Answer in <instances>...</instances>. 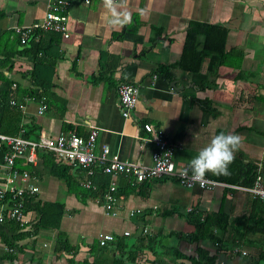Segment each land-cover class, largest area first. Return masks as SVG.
I'll list each match as a JSON object with an SVG mask.
<instances>
[{"label": "crops", "instance_id": "obj_1", "mask_svg": "<svg viewBox=\"0 0 264 264\" xmlns=\"http://www.w3.org/2000/svg\"><path fill=\"white\" fill-rule=\"evenodd\" d=\"M47 1L0 0V60L12 62L0 66V72L9 80V94L33 84L25 72L31 59L21 53L25 44L14 28L39 21ZM66 13L67 36L51 30L32 34L45 44L52 41L47 32L60 37L50 79L51 102L38 115L36 103L27 101L21 111L24 127L37 137L41 131L51 135L62 131L63 124L87 134L91 126L97 131L96 145L107 144L122 160L149 163L152 145L137 138L146 121L173 145L176 168L188 167L212 136L234 133L241 143L227 173L205 176L248 186L241 183L246 170L264 165V0H112L111 4L70 0ZM117 19L123 22L114 23ZM190 22L226 28L224 48L233 56L217 65L218 57L208 53L196 73L176 67L170 76L156 75L157 65L178 60ZM126 31L127 37H119ZM202 42L203 35L198 34L196 49ZM100 65L112 69L111 79L100 76ZM121 81L137 86L136 102L127 117L120 114L115 91ZM202 99L208 101L203 109L197 101ZM72 167L82 186L83 171ZM28 172L29 182L38 190L26 195L32 197L23 209L22 226L0 221V264H130L129 255H137L134 264H206L202 250L215 257V264H257L264 250L263 233L244 232L235 238V222L255 218L264 210L262 202L241 189L186 188L175 177L154 178L129 193H115L112 215L104 210L101 195H89L49 174L39 155ZM261 172L264 179V169ZM4 176L0 157V185ZM105 179L109 181V175L96 168L91 187L82 188L99 191ZM119 182L126 178H118ZM6 208L0 201V212ZM217 211L227 222L224 229L213 231L217 242L188 238L194 232L191 220ZM102 233H110L112 239L100 245ZM149 234L156 238L151 250L137 251L135 247ZM60 239L66 245H59Z\"/></svg>", "mask_w": 264, "mask_h": 264}, {"label": "built area", "instance_id": "obj_2", "mask_svg": "<svg viewBox=\"0 0 264 264\" xmlns=\"http://www.w3.org/2000/svg\"><path fill=\"white\" fill-rule=\"evenodd\" d=\"M87 3L88 0H83ZM70 0H48L39 21H35L26 26H16L14 28L20 43H24L27 36L35 30H51L67 36L65 20L66 10ZM15 84H11L14 89ZM118 97L120 114L127 117L130 109L136 102L137 86L129 82H118L115 85ZM33 101L36 103V114L44 112L47 105L44 96H23L21 101H16L12 92L8 97V104L15 106L20 111H24L25 103ZM142 135L137 138L142 142L152 145L149 163L122 160L116 153H111L105 143L96 145V128L90 126L87 136L84 138L72 131H59L54 135L41 131L33 139L23 137L24 127H20L15 135L0 132V149L2 152V166L5 169L3 183L0 185V201L7 204L4 212H0V221L5 219L16 222L19 226L24 222V199L27 194L35 193L38 188L34 183H30V174L27 170H18V160L25 159V162L34 165L39 150H50L57 161L70 164L82 170L85 178L80 184L91 187V176L97 168L102 173L109 175V181L101 193L104 210L112 215L116 214V186L120 177L128 178L131 182H140L159 177H175L178 182L186 188L213 189L216 186L233 187L247 191L252 198L264 203V179L259 165L255 168V175L252 183L248 186L238 184H228L226 182L204 176L200 182L193 183L191 171L187 175L181 173L188 167L176 168L172 159L173 145L163 136L160 130L153 128L149 122H142ZM264 143V142H263ZM20 181L21 185L17 184ZM144 231V230H143ZM124 233H127L125 231ZM110 233H102L98 236V243L105 244L111 240ZM238 250L237 247L233 251ZM244 254V251H241Z\"/></svg>", "mask_w": 264, "mask_h": 264}, {"label": "trees", "instance_id": "obj_3", "mask_svg": "<svg viewBox=\"0 0 264 264\" xmlns=\"http://www.w3.org/2000/svg\"><path fill=\"white\" fill-rule=\"evenodd\" d=\"M124 34L120 35L119 37H127V33L123 32ZM227 30L226 28L214 24V23H202V22H190L188 28L186 29L183 37L181 52L179 55L178 60L175 63H168V64H159L157 65L155 72L156 75L160 77L170 76L171 69L173 68H180L181 70L196 73L199 70L200 63L203 57L208 53L215 54L217 58V65L226 64V58H231L233 54L231 50H225L224 43L226 38ZM33 33H30L27 36L26 41L24 42L25 47L21 50V53L25 56L29 57L32 62V66L30 69L25 71L28 75V78L32 80V88L20 89L16 94H14L15 100L16 98L22 100L23 96L30 95L34 97L44 96L46 105H48L49 101L51 102V94H49V87L51 85V76L54 73V64L56 59V43L60 35L55 32H47L46 34L51 37L52 41L48 43H43V39L37 38L35 39L32 36ZM198 34L203 35V42L202 47L198 50L196 49L195 39ZM46 35V36H47ZM33 37V38H32ZM20 52V51H19ZM236 54V53H235ZM8 59V58H7ZM241 55L237 56V63L240 62ZM8 63V67L12 65L11 60H0V66L3 64ZM236 67L238 64L235 65ZM73 67V65H72ZM71 67V68H72ZM101 68L99 70L100 76L104 79H111V72L112 69L105 70L106 68ZM201 86H204L202 84ZM8 88H9V80L6 76L0 72V132L9 135H15L20 127H24L22 124V113L19 109L15 106H10L8 104ZM255 98V96H254ZM258 100H260L259 96H256ZM17 101V100H16ZM199 104H201L202 109L208 103L207 100H197ZM28 128V127H27ZM24 127V133L22 134L25 138L33 139L35 137V133L33 129ZM61 130L63 132L72 131L77 135L82 137H86L87 133L81 132L77 126H71L69 124H63L61 126ZM5 149L4 146L0 149V157H2V152ZM39 160L41 162V166L45 169L49 174L55 175L59 179L65 181L68 186H71L79 190H83L89 195H101L104 191V187L108 184V179L101 181L102 189L97 191H92L91 188L85 189L82 186L78 185L76 182V178L74 177V168L70 164L61 163L56 160L54 154L50 150H39L38 151ZM263 163H261V171L263 168ZM18 170H27L31 169V165L25 162V159L20 158L18 160V165L16 166ZM253 168V169H252ZM255 167H250L244 173L243 180L241 181L242 184L250 185L254 179L255 175ZM106 176V175H105ZM108 176V175H107ZM150 180V179H149ZM146 180L140 181L136 184V182H131L128 178H126V182H119L116 186V194L118 192L126 193L131 192L138 184H143ZM32 196H25L24 199V209L26 208L27 202L31 200ZM264 206V203H262ZM42 207V206H41ZM39 207V212L41 213V217H45V212L43 208ZM31 208V205H30ZM37 206L35 207V209ZM263 208V207H262ZM58 211V210H57ZM218 212V213H217ZM216 213L206 212L204 216L200 219L191 220L190 223L194 226L193 234H190L188 238H191L195 241H202V240H209L211 242H217L218 238L217 235H214L213 231L216 229H224L227 225V222L224 219L219 218L217 214H220L219 211ZM248 217L242 219L240 222H235V238H239L242 236L244 232H258L264 234V210L262 213L257 215L255 218ZM241 223V224H239ZM239 224V225H238ZM186 236V235H184ZM146 240H141L143 243H139L138 246L135 248L137 251H142L141 248H149L151 250V244L155 241V235L149 234L145 236ZM140 239V238H139ZM121 242V241H119ZM118 242V243H119ZM59 245H66L64 239L58 240ZM204 252L203 256L205 258L204 261H207L206 264H215V257L212 254H208L207 250H202ZM131 252L128 250V253ZM130 254V253H129ZM128 254V255H129ZM137 257V255H136ZM135 255L128 256L130 259V264H134ZM136 262V261H135ZM118 264V263H116ZM257 264H264V250L258 254V263Z\"/></svg>", "mask_w": 264, "mask_h": 264}, {"label": "clouds", "instance_id": "obj_4", "mask_svg": "<svg viewBox=\"0 0 264 264\" xmlns=\"http://www.w3.org/2000/svg\"><path fill=\"white\" fill-rule=\"evenodd\" d=\"M111 2L112 0H106L108 4ZM113 22L122 23L123 21L117 19ZM240 143L241 137L234 133L220 132L212 136L210 141L189 161L188 168L181 175H187L190 170L192 182L198 183L208 172L226 174Z\"/></svg>", "mask_w": 264, "mask_h": 264}]
</instances>
